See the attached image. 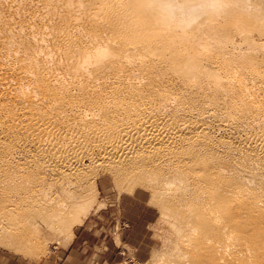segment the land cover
I'll return each mask as SVG.
<instances>
[{
	"label": "bare ground",
	"instance_id": "obj_1",
	"mask_svg": "<svg viewBox=\"0 0 264 264\" xmlns=\"http://www.w3.org/2000/svg\"><path fill=\"white\" fill-rule=\"evenodd\" d=\"M44 9L73 29L64 25L53 49L49 29L0 36V180L12 187L0 193L13 194L0 214L41 212L69 231L89 208L81 182L107 173L163 201L176 239L191 242L188 264H264L263 129L240 142L252 167L203 121L221 113L235 130L264 120L245 93L247 71L264 59L234 41L254 42L264 0H49ZM11 223L0 217V234Z\"/></svg>",
	"mask_w": 264,
	"mask_h": 264
},
{
	"label": "rangeland",
	"instance_id": "obj_2",
	"mask_svg": "<svg viewBox=\"0 0 264 264\" xmlns=\"http://www.w3.org/2000/svg\"><path fill=\"white\" fill-rule=\"evenodd\" d=\"M0 1V4L2 2L5 4H1L3 6H1L2 8L0 7L1 10L3 9L0 12V22L2 25L5 22L4 25H7V28L3 25L4 29L6 28L7 30H4L3 28L0 29V36L2 33L4 36H20L23 34L21 36L27 35L26 37L28 38L31 36L29 39L33 40L36 39V36L38 39L39 36H46L51 32L48 34L49 37V35H52L54 30H56L54 35L49 38L47 37V39H50L49 41H51L52 39L54 40L55 37L56 39L59 37L58 40L60 41V36H66V33L69 31L68 29H72L69 27L70 24L65 25L66 22L60 24L63 20L58 18H61L59 15L51 18L53 15L47 14L48 17H44L47 10H43V6L49 3V0H47L48 2H45V0L44 2L43 0ZM38 2L40 3L38 4ZM16 3L18 6H15ZM35 3L38 7H35ZM5 6H10V11H8L9 8ZM30 6L32 7V9H30V12L32 10V14L28 10ZM22 8L28 9H24L23 11ZM35 8H39L42 11V14L40 11V15H42V18H45L43 19L44 22L42 21L41 23L42 25L34 23L36 22L34 16L39 14ZM104 9L105 8H102V11ZM43 12L45 13L44 15ZM6 14L11 18L10 20L13 22L12 26L16 31L11 30L13 28L10 27L9 19H5V17H8ZM23 14L26 18L28 17V19L30 18V15L34 14L32 16L33 18L31 17L29 19L31 23L28 19L26 20V18L22 16ZM28 14L30 15L26 16ZM14 16L16 17L17 22ZM21 18L27 22L24 23L25 21L23 22ZM54 19H56V21ZM49 20L52 27L50 26ZM52 20L55 22H52ZM59 20L61 22H59ZM19 22L22 24L24 23L25 26ZM30 24L33 25V29H31ZM47 25L48 28L46 30ZM64 25L68 26V29ZM16 27L17 29L18 27L21 28L22 33L20 31L18 32L20 35L17 33L20 28L17 30ZM40 27L43 31H46L42 32ZM261 27L262 26L259 27L258 31L251 30L247 34V36H250L251 38L250 41H254L252 44L251 42L250 44L245 43L239 36H235L234 41L238 43L244 51L247 50L248 47L250 50L256 49L255 51H260L258 53L259 55L256 56L258 58L260 56V58L264 59V56L262 57V55H264V28ZM8 28L11 29L8 30ZM26 28L28 31L31 29L29 31L31 34ZM48 29L50 30L49 32H47ZM4 31L6 33H4ZM10 31L14 32L11 33ZM65 31L66 33H64ZM45 32L46 34H44ZM34 33L36 34L35 36ZM53 40L51 43L57 41ZM59 41L55 43V45L58 44ZM49 43L50 42H48V44L46 43L47 46ZM53 43L51 46L49 45V48L54 47ZM255 54L257 53L255 52ZM51 58H53V56ZM260 58L259 60H261ZM260 63V67L262 68L258 73L247 71L245 93L249 94L251 102L259 106L262 109L261 112L264 114V60H262V62L260 61ZM259 75L262 77H259ZM215 117L216 115L211 114L206 115L205 118H203L204 122L207 121L205 124L208 131L211 132L210 134L214 138L217 137L216 139L222 144L231 147L232 152L236 149L235 156L238 158L241 156L240 158H243L242 161L245 165L248 164L252 167H257L258 164L256 161L253 160L249 154L241 151V143L242 140H246L248 136L254 137L256 134H260L259 132H261V129H263L262 131L264 132V123H261V121L263 122L264 120L258 118V120L255 119V122L251 121L248 123V126L245 124V126H241L238 129L235 128L234 130V128H228L222 123L219 124V119L222 120L225 118L224 114L221 115V113H219L217 114V118ZM105 174L99 176L96 179V182H94V180L88 182L85 181V179L81 182L82 188H84L87 193L85 198L86 202L84 203L87 204L86 207H89L90 210L89 208H86L88 210V213L87 210L85 211L87 215H85V212L80 214L79 218L81 222L76 220L77 223L75 221V225L73 224V228L69 231L62 229L58 223L49 222L41 212L29 214V212L27 213L26 211H16L9 214H0L1 218L12 220V227L10 230L12 234L10 236L0 234V264H175L176 262H185L188 264L189 258L185 257H190V252L188 251H190L191 248H189L190 245L188 246L187 244L190 242L189 237L188 235L185 237L177 236L178 239H176L175 236L177 233L169 225L171 222L169 215L163 213V210L160 208V204L163 203V201L157 197L152 198L150 196V191L142 189L143 184L140 182L129 181L118 184L112 177L108 178V176H104ZM32 185V182L27 183L28 187ZM0 187L12 191L11 183L5 181L4 178H1L0 180ZM23 187H26V184ZM12 196L13 194L10 193H0V209H2L0 211L3 212V209L13 204ZM75 201L78 202L76 199ZM182 239H187L188 241L186 240L185 243ZM177 241L180 244H177ZM182 244H184V247ZM187 248L189 250H187ZM179 254L182 256H178ZM173 257H175V261ZM178 258L179 260L181 259L180 262L176 261Z\"/></svg>",
	"mask_w": 264,
	"mask_h": 264
}]
</instances>
